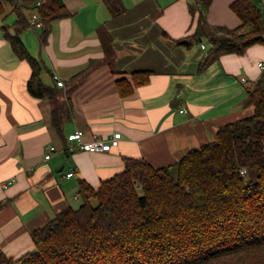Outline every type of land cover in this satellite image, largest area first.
<instances>
[{
    "label": "crops",
    "instance_id": "crops-1",
    "mask_svg": "<svg viewBox=\"0 0 264 264\" xmlns=\"http://www.w3.org/2000/svg\"><path fill=\"white\" fill-rule=\"evenodd\" d=\"M113 1L115 12L106 0H62L68 14L50 23L41 45L42 27L31 16L42 1L0 0V248L11 258L34 250L33 230L62 209L77 208L80 180L98 188L124 169L125 157L154 167L177 162L215 140L220 127L252 115L248 90L259 81L264 87L261 43L200 69L207 43L192 37L196 0ZM232 1L211 0L208 24L240 26ZM17 9L28 21L20 38L42 64L41 80L52 85L56 75L63 81L53 100L26 89L31 67L6 37L15 33ZM133 72L147 80L135 83ZM128 85L131 91L122 94ZM67 101L72 116L60 134L51 110ZM76 130L84 140L121 137L109 152H67V136ZM50 145L56 150L44 159Z\"/></svg>",
    "mask_w": 264,
    "mask_h": 264
},
{
    "label": "trees",
    "instance_id": "trees-1",
    "mask_svg": "<svg viewBox=\"0 0 264 264\" xmlns=\"http://www.w3.org/2000/svg\"><path fill=\"white\" fill-rule=\"evenodd\" d=\"M41 1L36 12L43 23V45L50 23L68 11L62 0ZM106 1L115 12V1ZM210 3L196 0L199 16L192 37L207 43L200 69L223 54H242L251 45L264 44V18L255 0L230 3L241 20L236 28L208 24ZM17 14L15 33L6 37L13 52L31 67L26 89L35 98L53 100L58 86L41 80L42 64L20 38L28 21L19 9ZM147 77L144 72L132 74L135 83ZM128 86L120 92L129 93ZM247 95L252 115L220 127L215 140L177 162L154 167L143 158L125 157L124 169L98 188L80 180L81 204L62 209L33 230V251L14 259L0 248V264H264L261 81ZM71 116L69 101L52 108L51 123L58 133ZM241 168L247 173L255 169V179L247 181Z\"/></svg>",
    "mask_w": 264,
    "mask_h": 264
},
{
    "label": "built area",
    "instance_id": "built-area-1",
    "mask_svg": "<svg viewBox=\"0 0 264 264\" xmlns=\"http://www.w3.org/2000/svg\"><path fill=\"white\" fill-rule=\"evenodd\" d=\"M257 5L263 15L264 18V0H256ZM37 4H40L37 2ZM31 21L34 22L36 27H42L43 24L39 20L37 14H32ZM200 46L205 48L206 45L201 43ZM258 67L264 71V62H258ZM53 79L57 86H63V81L58 78V76L53 75ZM245 79L242 78V81ZM181 112H185L183 109L180 110ZM121 134L119 132H114L110 136H93L91 139L84 140L83 139V132L81 130H76L71 134H68L67 141L69 142L66 146L67 152H74L76 149L88 152H109L112 148L116 147L119 143ZM56 150L55 146L50 145L48 146L47 152L44 154V159H49L52 153ZM240 173L243 175L245 174V169L240 170ZM73 172H68L66 175L70 177Z\"/></svg>",
    "mask_w": 264,
    "mask_h": 264
},
{
    "label": "rangeland",
    "instance_id": "rangeland-1",
    "mask_svg": "<svg viewBox=\"0 0 264 264\" xmlns=\"http://www.w3.org/2000/svg\"><path fill=\"white\" fill-rule=\"evenodd\" d=\"M242 169H245V168H241L240 170H242ZM247 172H246V169H245V174H243L244 176H246V179H247V181L248 180H254L255 179V176H256V171H255V169H250L249 171H248V173L246 174ZM75 204L73 205V207H78L79 206V204L81 203V200H78V201H75L74 202ZM92 203L93 204H96V200H92Z\"/></svg>",
    "mask_w": 264,
    "mask_h": 264
},
{
    "label": "water",
    "instance_id": "water-1",
    "mask_svg": "<svg viewBox=\"0 0 264 264\" xmlns=\"http://www.w3.org/2000/svg\"><path fill=\"white\" fill-rule=\"evenodd\" d=\"M200 40V39H199Z\"/></svg>",
    "mask_w": 264,
    "mask_h": 264
}]
</instances>
